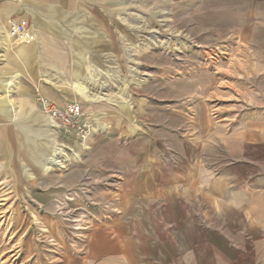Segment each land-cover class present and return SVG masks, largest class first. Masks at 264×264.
<instances>
[{
  "label": "rangeland",
  "instance_id": "374dc122",
  "mask_svg": "<svg viewBox=\"0 0 264 264\" xmlns=\"http://www.w3.org/2000/svg\"><path fill=\"white\" fill-rule=\"evenodd\" d=\"M116 2L98 7L76 68L55 74L86 131L18 103L23 116L0 133V264H89L117 169L144 140L173 159L182 141L264 122V0Z\"/></svg>",
  "mask_w": 264,
  "mask_h": 264
},
{
  "label": "crops",
  "instance_id": "0c3cea01",
  "mask_svg": "<svg viewBox=\"0 0 264 264\" xmlns=\"http://www.w3.org/2000/svg\"><path fill=\"white\" fill-rule=\"evenodd\" d=\"M113 4L0 0V133L23 116L18 103L44 111L70 102L56 90L55 74L76 68L78 41L96 31L98 7ZM21 15L33 24L34 41L9 37V20ZM141 147L117 169L121 189L107 195L108 214L90 232L87 263L264 264V122L182 141L173 159L163 144L144 140Z\"/></svg>",
  "mask_w": 264,
  "mask_h": 264
},
{
  "label": "built area",
  "instance_id": "2783aa9c",
  "mask_svg": "<svg viewBox=\"0 0 264 264\" xmlns=\"http://www.w3.org/2000/svg\"><path fill=\"white\" fill-rule=\"evenodd\" d=\"M8 34L12 39L19 41L30 42L36 39L33 31V24L26 16H15L9 20ZM47 112L56 125L78 129L80 133L86 131L83 123L85 112L83 106L78 101L67 103L64 107H56L50 105L46 108Z\"/></svg>",
  "mask_w": 264,
  "mask_h": 264
},
{
  "label": "bare ground",
  "instance_id": "6f19581e",
  "mask_svg": "<svg viewBox=\"0 0 264 264\" xmlns=\"http://www.w3.org/2000/svg\"><path fill=\"white\" fill-rule=\"evenodd\" d=\"M55 155V154H54ZM56 159V158H55ZM54 160V159H53ZM55 161V160H54ZM53 161V162H54ZM68 159L67 160H65V161H63V162H61V164H60V167H65L66 166V164L68 163Z\"/></svg>",
  "mask_w": 264,
  "mask_h": 264
}]
</instances>
